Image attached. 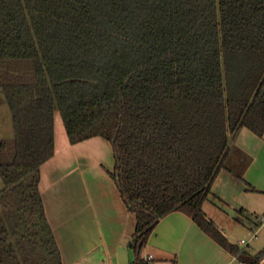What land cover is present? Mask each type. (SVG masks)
I'll use <instances>...</instances> for the list:
<instances>
[{
    "label": "trees",
    "instance_id": "1",
    "mask_svg": "<svg viewBox=\"0 0 264 264\" xmlns=\"http://www.w3.org/2000/svg\"><path fill=\"white\" fill-rule=\"evenodd\" d=\"M0 91V196L17 195L0 204V264H63L39 191L56 110L71 143L111 141L135 264L173 210L246 255L203 203L231 137L264 133V0H0Z\"/></svg>",
    "mask_w": 264,
    "mask_h": 264
},
{
    "label": "crops",
    "instance_id": "2",
    "mask_svg": "<svg viewBox=\"0 0 264 264\" xmlns=\"http://www.w3.org/2000/svg\"><path fill=\"white\" fill-rule=\"evenodd\" d=\"M5 103L0 91V143L14 134ZM61 125L55 112L54 154L40 167L39 191L62 263L135 264L129 242L137 218L112 175L111 141L97 135L71 143ZM3 188L0 176V193ZM203 211L246 255L240 258L192 216L173 210L159 218L148 236L142 250L143 258L152 254L147 264H264V221L258 219L264 214V133L241 127L231 137Z\"/></svg>",
    "mask_w": 264,
    "mask_h": 264
},
{
    "label": "rangeland",
    "instance_id": "3",
    "mask_svg": "<svg viewBox=\"0 0 264 264\" xmlns=\"http://www.w3.org/2000/svg\"><path fill=\"white\" fill-rule=\"evenodd\" d=\"M6 104V103H5ZM5 106V105H3ZM7 106V105H6ZM57 116L60 118L61 122H62V127L64 129V125H63V121H62V118H61V115L59 113L58 110L55 111ZM64 133H65V129H64ZM66 134V133H65ZM17 195L15 192H5L3 193L1 196H0V204L2 205V207L5 209L6 212L9 211V209L11 207H13L12 204H17ZM10 206V207H9Z\"/></svg>",
    "mask_w": 264,
    "mask_h": 264
},
{
    "label": "built area",
    "instance_id": "4",
    "mask_svg": "<svg viewBox=\"0 0 264 264\" xmlns=\"http://www.w3.org/2000/svg\"><path fill=\"white\" fill-rule=\"evenodd\" d=\"M259 219V222H263L264 221V214L263 215H260L258 217ZM256 234V229L252 231V236H254ZM241 242L242 243H245L246 240L245 239H241ZM147 261H149L151 258H152V254L151 253H148L145 257H144Z\"/></svg>",
    "mask_w": 264,
    "mask_h": 264
}]
</instances>
